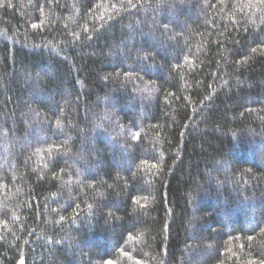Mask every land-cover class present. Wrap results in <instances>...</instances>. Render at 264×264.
I'll return each mask as SVG.
<instances>
[{
  "label": "trees",
  "instance_id": "trees-1",
  "mask_svg": "<svg viewBox=\"0 0 264 264\" xmlns=\"http://www.w3.org/2000/svg\"><path fill=\"white\" fill-rule=\"evenodd\" d=\"M264 262V0H0V264Z\"/></svg>",
  "mask_w": 264,
  "mask_h": 264
},
{
  "label": "snow or ice",
  "instance_id": "snow-or-ice-1",
  "mask_svg": "<svg viewBox=\"0 0 264 264\" xmlns=\"http://www.w3.org/2000/svg\"><path fill=\"white\" fill-rule=\"evenodd\" d=\"M105 264H113V262L109 260V261H106ZM262 264H264V262H262Z\"/></svg>",
  "mask_w": 264,
  "mask_h": 264
}]
</instances>
